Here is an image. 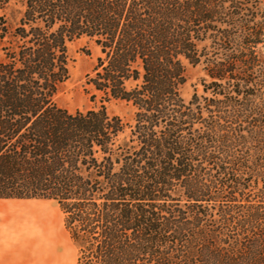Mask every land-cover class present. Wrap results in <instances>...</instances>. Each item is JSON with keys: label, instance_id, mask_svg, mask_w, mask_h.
<instances>
[{"label": "trees", "instance_id": "trees-1", "mask_svg": "<svg viewBox=\"0 0 264 264\" xmlns=\"http://www.w3.org/2000/svg\"><path fill=\"white\" fill-rule=\"evenodd\" d=\"M0 8L10 9L0 14V198L55 200L76 264H264L257 0ZM80 37L99 47L85 83L101 104L70 112L54 98L69 77L67 44ZM185 61L211 78L203 104L180 94ZM112 99L136 108L127 139L103 104Z\"/></svg>", "mask_w": 264, "mask_h": 264}, {"label": "rangeland", "instance_id": "rangeland-1", "mask_svg": "<svg viewBox=\"0 0 264 264\" xmlns=\"http://www.w3.org/2000/svg\"><path fill=\"white\" fill-rule=\"evenodd\" d=\"M257 6L258 13L255 20L261 21V13L264 12V0H257ZM2 13H6L9 16L10 9L2 10L0 8V14ZM259 26L264 28V22H260ZM254 49L258 56L264 60V37L256 43ZM67 51L70 57L69 77L55 95V102L70 112L76 110L85 111L99 107L101 104L100 93H96L85 83V75L91 72L96 57L100 54L99 47L87 37H80L68 42ZM185 74L186 80L180 88V94L186 102L194 94L200 96L202 104L205 102L203 97L207 99L213 97L211 88L204 89V84L211 80L205 71L204 63L200 62L192 65L185 61ZM92 93L97 94L94 100L90 97ZM103 104L108 114L116 115L121 119L124 128L119 134V138L127 139L134 123L136 108L130 102L118 99H112L108 102H103ZM179 198L177 205L182 209H186L187 204L184 198L182 196ZM32 202L37 204L32 207V230L40 232L36 236H32V249L37 248L39 261H44L45 253L49 258L54 252L53 256L56 263L76 264L78 246L65 229L64 213L58 203L52 199L35 198L32 199ZM43 230L46 232L45 234L41 233ZM174 253L176 251L168 250L169 255Z\"/></svg>", "mask_w": 264, "mask_h": 264}, {"label": "crops", "instance_id": "crops-1", "mask_svg": "<svg viewBox=\"0 0 264 264\" xmlns=\"http://www.w3.org/2000/svg\"><path fill=\"white\" fill-rule=\"evenodd\" d=\"M32 199L0 198V264H58L54 252L40 262L37 248L32 249V236L40 233L32 230V207L37 205Z\"/></svg>", "mask_w": 264, "mask_h": 264}]
</instances>
